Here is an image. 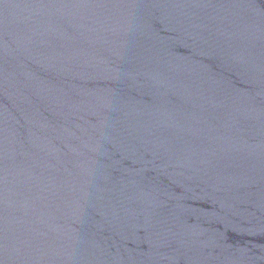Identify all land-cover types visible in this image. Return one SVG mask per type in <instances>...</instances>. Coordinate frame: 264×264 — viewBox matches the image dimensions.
Listing matches in <instances>:
<instances>
[{"label":"water","instance_id":"water-1","mask_svg":"<svg viewBox=\"0 0 264 264\" xmlns=\"http://www.w3.org/2000/svg\"><path fill=\"white\" fill-rule=\"evenodd\" d=\"M0 264H264V0H0Z\"/></svg>","mask_w":264,"mask_h":264}]
</instances>
